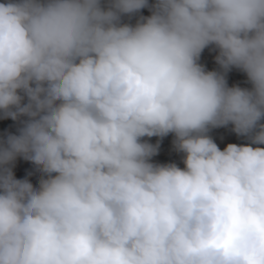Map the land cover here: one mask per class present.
<instances>
[{
  "label": "clouds",
  "instance_id": "1",
  "mask_svg": "<svg viewBox=\"0 0 264 264\" xmlns=\"http://www.w3.org/2000/svg\"><path fill=\"white\" fill-rule=\"evenodd\" d=\"M0 119V264H264V0H0Z\"/></svg>",
  "mask_w": 264,
  "mask_h": 264
},
{
  "label": "rangeland",
  "instance_id": "2",
  "mask_svg": "<svg viewBox=\"0 0 264 264\" xmlns=\"http://www.w3.org/2000/svg\"><path fill=\"white\" fill-rule=\"evenodd\" d=\"M150 2H153V0H150ZM142 14L145 16L150 15L147 9L143 10ZM131 22L135 23V18H133ZM217 54L218 53L212 48L206 49L205 52L202 54L201 63L207 68V70L209 71L218 70V65L215 62V57ZM245 77L246 74H244L240 70L232 69L228 73L229 85L232 86L238 84L241 87H245L243 84ZM18 127L19 125L15 121H12L10 119L9 120L0 119V130H1L0 136H3L4 133L6 132H12L13 134H15L17 132ZM212 135L214 136L217 144L221 147V149H223L229 143L243 144L246 142L243 138L238 137L235 133L231 132L229 129L215 130L212 133ZM157 140L158 138L153 137L151 138L150 142L155 144ZM172 141H173L172 135L165 137L161 141L160 154L154 158V161L159 163L175 162L179 164L181 167H183L182 154H179L174 151ZM14 172L18 179L29 178L34 185H37L38 180L40 178V174L35 171V166L32 165L30 162L24 161L22 159L17 160L16 165L14 167ZM29 172L32 173L31 176H28Z\"/></svg>",
  "mask_w": 264,
  "mask_h": 264
},
{
  "label": "trees",
  "instance_id": "3",
  "mask_svg": "<svg viewBox=\"0 0 264 264\" xmlns=\"http://www.w3.org/2000/svg\"><path fill=\"white\" fill-rule=\"evenodd\" d=\"M243 84L245 87H250V85L247 83V77L244 78ZM1 133V130H0Z\"/></svg>",
  "mask_w": 264,
  "mask_h": 264
}]
</instances>
